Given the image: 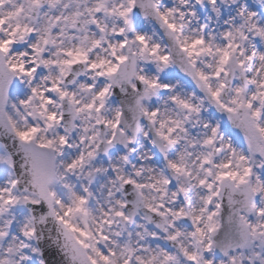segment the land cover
I'll return each instance as SVG.
<instances>
[{"label": "snow or ice", "instance_id": "6c2138e0", "mask_svg": "<svg viewBox=\"0 0 264 264\" xmlns=\"http://www.w3.org/2000/svg\"><path fill=\"white\" fill-rule=\"evenodd\" d=\"M0 264H264V0H0Z\"/></svg>", "mask_w": 264, "mask_h": 264}]
</instances>
